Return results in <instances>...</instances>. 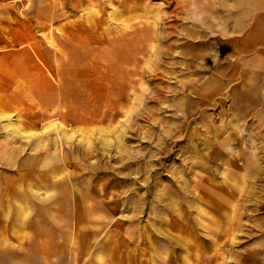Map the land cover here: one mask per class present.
I'll return each instance as SVG.
<instances>
[{
  "label": "rangeland",
  "instance_id": "1",
  "mask_svg": "<svg viewBox=\"0 0 264 264\" xmlns=\"http://www.w3.org/2000/svg\"><path fill=\"white\" fill-rule=\"evenodd\" d=\"M231 2L58 0L65 24L89 36L97 60L110 59L104 126L88 133L69 131L60 120L44 121L29 100L10 110V63L0 46V264H58L52 252L63 241L47 239L48 222L84 211L96 220H111L113 242L118 235L129 240L130 225L144 247L147 240L156 242L154 248L158 242V264L164 261L159 252L168 248L175 262L189 260L200 232L209 236L215 230L216 223L201 221L204 215H217V229L237 236L233 244L230 237L223 239V247L249 243L261 250L256 244L261 235L253 234L264 228L253 221L262 211L254 210L262 202L257 191L254 195L262 183L255 166L253 176L242 175L249 182L239 184L235 209H226L231 194L223 191V203L212 211L214 204L199 190L221 185L227 177V157H221L227 145L219 140L231 129L224 120L231 117L232 102H240L231 86L246 81L234 76L237 64L230 66L220 52L227 54L225 39L243 33L226 31V23H238L235 14L233 19L226 14L237 10ZM41 136L44 141H34ZM248 144L264 167V142ZM64 199L86 207L64 206ZM221 216H228L227 222ZM170 222L175 231L168 230ZM182 226L188 227L186 233ZM167 239L169 246L161 245ZM222 258L235 259L231 253Z\"/></svg>",
  "mask_w": 264,
  "mask_h": 264
},
{
  "label": "crops",
  "instance_id": "2",
  "mask_svg": "<svg viewBox=\"0 0 264 264\" xmlns=\"http://www.w3.org/2000/svg\"><path fill=\"white\" fill-rule=\"evenodd\" d=\"M28 1L0 0V16L7 15V19L0 17V28L6 29L5 33L0 31V46L5 47L3 55L8 56L7 62L10 63V110L14 103L29 100L34 103L33 108L40 118L44 121L60 120L69 131L88 133L104 126L102 122L106 117L111 82L110 59L102 55L97 60L95 49L88 42L89 36L79 33L71 23L65 24L64 12L58 7V0H30L32 3L27 8ZM231 3L237 10L226 14H231V19L235 14L238 23L237 26L226 23V31L231 33L237 28L243 33L225 39L227 54L225 50L220 52L230 66L237 64L234 76L239 78L237 75H241L240 78L246 81L231 86L232 95L239 97L240 102H232L231 117L229 121L224 120V126L231 128L229 134L218 139L227 145V152L221 155L227 157L223 167L227 177L221 185L200 186L199 190L202 199L214 204L212 211L217 212L215 206L223 203V191L231 194V198H226V209H235L232 204L239 197L242 188L239 184L249 182L242 175L253 176L251 170L255 166L262 176L258 179L262 183L255 188L254 195L257 191L256 196L262 202H258L256 205L260 207L254 210L262 211L253 221L264 224V175H261L264 167L256 163L255 159L260 156L255 153L257 150L251 152L248 144L251 140L264 142V0H232ZM70 7L73 12L70 14L75 16L76 8ZM37 140L42 142L44 137L34 141ZM62 205L86 207L84 202L73 199H64ZM101 218L96 220L89 211H84L60 215L48 222L47 239L63 241L52 252L58 264H97L99 257L102 264H158L155 259L158 242L154 248L156 242L147 240L144 247L141 237L133 238L136 237V227L132 225L129 227L132 234L129 240L118 235L116 242H113L109 237L112 233L111 220L106 221L105 216ZM204 219L201 221L216 223L215 230L209 236L205 233L201 236L203 232H200L199 245L190 249L189 260L180 257V261L175 262L174 252L168 248L166 252H159L164 260L162 264H264V228L261 233L253 232L261 235L256 241L261 250L253 249L249 243L235 249L233 245L230 248L222 246L223 239L237 238L234 231L217 229L220 222L217 215H204ZM168 225V230L175 231V222ZM124 227L126 229L128 225ZM187 229V226H182L181 233H186ZM166 241L161 245L169 246V240ZM231 242L233 244V240ZM197 250L199 259L194 261L192 259ZM227 253L235 258L232 262L222 261L223 254Z\"/></svg>",
  "mask_w": 264,
  "mask_h": 264
}]
</instances>
